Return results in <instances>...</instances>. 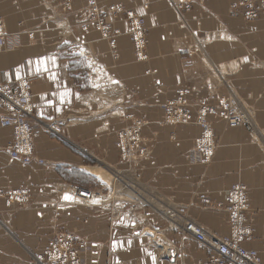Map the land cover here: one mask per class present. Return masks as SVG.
Listing matches in <instances>:
<instances>
[{"label": "crops", "instance_id": "crops-1", "mask_svg": "<svg viewBox=\"0 0 264 264\" xmlns=\"http://www.w3.org/2000/svg\"><path fill=\"white\" fill-rule=\"evenodd\" d=\"M232 1L178 12L169 0H101L104 12L121 8L106 15L121 33L111 45L86 22L82 0L64 16L58 0H0L8 34L0 82L29 78L33 155L44 161L9 159L12 129L0 125V264H38L58 232L83 243L84 264H200L208 251L183 225L228 233L220 205L235 183L250 198L253 236L244 247L264 264V14L231 17ZM127 12L144 19L145 60L126 34ZM179 90L188 91L193 114L201 102L233 96L256 131L209 116L216 148L201 162L193 152L201 128L162 121V105ZM135 121L147 153L130 159L122 140ZM18 190L26 192L22 202ZM156 231L173 247L170 259Z\"/></svg>", "mask_w": 264, "mask_h": 264}, {"label": "built area", "instance_id": "built-area-1", "mask_svg": "<svg viewBox=\"0 0 264 264\" xmlns=\"http://www.w3.org/2000/svg\"><path fill=\"white\" fill-rule=\"evenodd\" d=\"M73 1L76 0L61 1L63 12L67 13L70 11ZM84 1L86 2V22L93 23L100 30L103 38L112 39L119 34L106 21V15H113V13L118 12L120 10L119 7L111 5L104 12L101 10L100 0ZM202 1L199 0V2ZM189 2L190 0H180L178 3L186 4ZM240 9L246 20L257 18L261 13H264V0H237L231 4L229 13L231 16H234ZM126 18L130 20V33L132 38L137 42L136 46L138 50H140L144 20L135 17L130 12L127 13ZM7 36L8 34L3 30L0 20V53L7 49ZM24 80L26 82L19 86L18 84L21 81L11 84L0 82V124L14 129L11 144L6 147L9 157L20 158L24 162H29L30 151L27 152L23 144L25 143V135L31 134L33 125L30 122L32 121L31 102L25 94L28 93L27 91L25 92V89H29V80L27 78H24ZM15 84L17 85L14 86ZM17 129H20L22 133L16 132ZM212 148L211 142L201 141L199 150L202 151L203 158L199 159L202 162L207 163L210 161L209 156ZM204 202L209 207H215L208 201ZM220 207L226 213L228 233L218 235L205 230L202 226L193 222H187L185 228H183V231L188 236L192 237L193 240L208 251L207 256L200 264H262L256 250L244 247V243L251 240L253 236L250 198L247 188L239 184L229 187ZM77 242L69 234L59 232L44 248L38 259H40L41 264H84Z\"/></svg>", "mask_w": 264, "mask_h": 264}, {"label": "rangeland", "instance_id": "rangeland-1", "mask_svg": "<svg viewBox=\"0 0 264 264\" xmlns=\"http://www.w3.org/2000/svg\"><path fill=\"white\" fill-rule=\"evenodd\" d=\"M61 1L62 0H58V2H57V12L60 16H64V15H68L71 12V10L73 8V4L77 0L73 1L71 9L67 13L63 12ZM169 1L173 5V7L179 12V10L180 11H183V10L186 11V10L192 9L193 5L204 6V3L206 0H203L202 2H199V0H190V2L186 3V4L185 3H178L180 0H169ZM235 1H237V0L232 1L228 5V13H229V9H230L231 4ZM100 3H101V0H100ZM85 11H86V7H84L83 13H85ZM237 12L238 13H236V15H234V16H231L229 13V16L237 17L240 15L241 18L245 21H253V20L257 19L261 14H264V13H261L257 18H254L251 20H246L243 17V12L241 9L238 10ZM144 27H145V22H144ZM187 95H188L187 90H179L177 92V96L175 97L174 100H171V101L162 105V109L164 112V116H163L162 121L164 123H169L171 125L194 124V125H198L201 128V134L196 139V141L194 143L193 152L195 153V155H198V153L202 154V151L199 150V141L202 139H210V141L214 145L213 149L216 148V142L214 141V135H213V128L211 126L210 121L208 120V117L211 115H214L216 117H219L220 119H223L226 123H228L231 126L242 127L250 134H253L256 131V126H255V123L253 121V116H252L251 112L247 108H245L241 103H239V101L237 99H235L233 96L226 95V96L220 97L218 99L216 106H210L206 103L201 102L200 105L198 106L197 110L193 114L189 110V102H188ZM245 119H248V121L252 127L251 130L246 129V127L243 125ZM232 121H233V123H232ZM141 125H142V123L140 121H135L132 132H130V140H128V141L122 140L123 141V143H122L123 149L126 150V156L129 157L130 159H132V157H136L140 154L145 155L147 153L146 145L142 142V140L140 143L139 137L137 134L139 132V128ZM128 131H130V130H128ZM174 227L179 228L176 225ZM160 233L158 231L152 232V236L154 238H157V237L160 238V240L157 241L156 245L158 244L159 246H161V244H163L164 247L171 246L168 241L161 239V236H159ZM49 243H50V241L47 243V245ZM77 245H78V250L82 256L83 243L77 242ZM44 248H43V250H44ZM38 256H40V255H38ZM36 263H37V261H36Z\"/></svg>", "mask_w": 264, "mask_h": 264}, {"label": "bare ground", "instance_id": "bare-ground-1", "mask_svg": "<svg viewBox=\"0 0 264 264\" xmlns=\"http://www.w3.org/2000/svg\"><path fill=\"white\" fill-rule=\"evenodd\" d=\"M84 1V0H83ZM84 4H85V7H86V2L84 1ZM119 7V6H118ZM120 8V7H119ZM118 12H121V8H120V10L118 11ZM118 12H115V13H113V16H114V18L115 17H117V14H118ZM127 13H129V12H127ZM127 13H126V15H127ZM130 13H132V12H130ZM135 17H138V18H142V17H140V16H136L134 13H132ZM84 15H85V19H86V14L84 13ZM125 19H126V22H127V31H126V34H127V36L129 37V39H130V41H131V43H132V46H133V50H134V54H135V57H136V59L137 60H144L145 58H146V50H147V39H146V33H145V27H144V22H143V24H142V46L140 47V50H138V48H137V46H136V41L132 38V35H131V33H130V20L128 19V18H126L125 17ZM143 19V18H142ZM144 20V19H143ZM89 23H91V22H89ZM95 28H96V26L93 24V23H91ZM2 28H3V25H2ZM97 29V28H96ZM98 31H99V33H100V36H101V38L102 39H106V38H103L102 37V35H101V32H100V30L99 29H97ZM114 30H117V29H114ZM118 31V30H117ZM119 32V31H118ZM121 33L119 32V34L118 35H120ZM118 35H116L115 37H117ZM114 37V38H115ZM114 38H112V39H106V40H108L109 41V43L111 44V45H113L114 44V42H113V39ZM140 46V45H139ZM26 78V77H25ZM28 80H29V78H27ZM18 81V83H19V81H21L19 84H18V86L19 85H23L24 84V82H26L25 80H24V78H20V79H18L17 80ZM17 81H14V82H7V83H15V82H17ZM17 84H15L14 86H16ZM21 87V86H20ZM19 87V88H20ZM30 87V83L28 82V88ZM28 92V93H25L26 95H27V98H28V100L30 99V102H31V97H32V94H31V92H30V89H25V92ZM27 107L29 108V105L27 104ZM31 109H32V103H31ZM30 110V109H29ZM25 111H26V109H25ZM1 113V112H0ZM31 120H32V111H31ZM31 123H32V125H33V129H32V132H31V134L29 135V133L28 134H26L25 135V143L23 144V146L25 147V149L27 150V152L28 151H30V161L29 162H24L22 159H20V158H12V157H9V154L6 152V148H5V152H6V154H7V156H8V158L9 159H11V160H16V161H19V162H21V163H24V164H28V163H31L32 161H35L37 164H40V165H42V164H44V161L43 160H41V159H36L35 157H34V155H33V148H34V140H35V137H36V128H35V124H34V122H32V121H30ZM232 123H233V121H232ZM1 125V124H0ZM243 125L246 127V129H248V130H251L252 129V127H251V125H250V123H249V121H248V119H245V121H244V123H243ZM2 126V125H1ZM2 127H6V126H2ZM8 128H11L12 129V138H11V140H10V142L7 144L8 146L11 144V141H12V139H13V135H14V129L12 128V127H8ZM52 128V127H51ZM16 132H21L22 133V131H20V129H17V131ZM203 140H205L206 142H211L210 141V139H202V140H200L199 141V145L201 144V141H203ZM211 144H212V142H211ZM213 145V144H212ZM214 146V145H213ZM7 147V146H6ZM213 149V148H212ZM213 153H214V149L213 150H211V154H210V156H209V160H211V158H212V155H213ZM196 157L199 159V158H203V155L201 154V153H198V155H196ZM200 160V159H199ZM201 161V160H200ZM202 162V161H201ZM205 163V162H204ZM208 163V162H207ZM235 184H239V185H243V184H241V183H235ZM235 184H233V185H235ZM232 186V185H231ZM230 186V187H231ZM243 186H245V185H243ZM246 187V186H245ZM247 188V187H246ZM70 191H72V192H74V193H78L79 191H80V188L78 187V186H75V185H72V186H70ZM247 191H248V189H247ZM14 193V195L16 196V199H18V202H22L23 201V199L25 198L26 199V192L24 191V190H18V191H14L13 192ZM187 222H193V221H191V220H188V221H186L185 223H184V225H183V228H185V226H186V223ZM193 223H195V222H193ZM184 234L185 235H187V233L184 231ZM190 237V236H189ZM192 238V237H191ZM53 240V239H52ZM51 240V241H52ZM195 241V240H194ZM162 246H163V244H161ZM203 248V247H202ZM163 250H164V255H166L169 259L171 258V257H173L172 255H173V247L172 246H168V247H164L163 248ZM41 255V254H40ZM35 261H37V263L38 264H41V261H39L40 259H38V256H36L35 258Z\"/></svg>", "mask_w": 264, "mask_h": 264}, {"label": "snow or ice", "instance_id": "snow-or-ice-1", "mask_svg": "<svg viewBox=\"0 0 264 264\" xmlns=\"http://www.w3.org/2000/svg\"><path fill=\"white\" fill-rule=\"evenodd\" d=\"M229 39H231V37H229ZM53 78H54V77H53ZM209 154H210V153H209ZM64 199H65V200H69V199H71V197L65 195V196H64ZM94 203H96V201H94Z\"/></svg>", "mask_w": 264, "mask_h": 264}]
</instances>
